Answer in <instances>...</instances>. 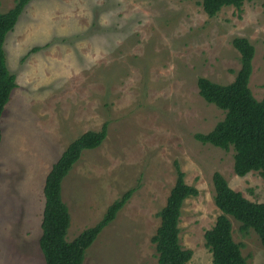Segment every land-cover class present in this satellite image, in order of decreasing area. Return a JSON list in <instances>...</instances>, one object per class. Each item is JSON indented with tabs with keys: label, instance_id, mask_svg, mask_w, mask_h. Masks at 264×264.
Returning a JSON list of instances; mask_svg holds the SVG:
<instances>
[{
	"label": "rangeland",
	"instance_id": "374dc122",
	"mask_svg": "<svg viewBox=\"0 0 264 264\" xmlns=\"http://www.w3.org/2000/svg\"><path fill=\"white\" fill-rule=\"evenodd\" d=\"M200 0H30L4 43L16 77L0 118V264H44L38 241L43 186L51 166L83 133L107 125L102 144L84 151L61 183L70 225L66 241L95 226L107 208L136 188L87 250L82 264H157L150 239L176 180L198 196L184 201L179 241L211 264L204 234L220 212L212 176L253 203H264L261 177H237L233 150L203 145L224 112L199 95L197 81L233 82L235 38L254 49L249 89L264 99V0L223 8L209 18ZM14 0H0V13ZM247 264H264L253 232L229 217Z\"/></svg>",
	"mask_w": 264,
	"mask_h": 264
},
{
	"label": "trees",
	"instance_id": "16d2710c",
	"mask_svg": "<svg viewBox=\"0 0 264 264\" xmlns=\"http://www.w3.org/2000/svg\"><path fill=\"white\" fill-rule=\"evenodd\" d=\"M30 0H14L13 7L0 13V118L17 88L16 77L10 73L6 63L4 43L14 30L19 17ZM189 1V0H181ZM249 0H200L203 12L215 17L223 8L240 10ZM239 53L240 68L227 85L215 84L199 78L197 88L200 97L224 112V119L206 134H197L195 139L203 145H211L224 151L233 150V171L237 177L256 172L264 187V99L257 101L248 85L252 73L254 49L243 38L232 41ZM107 136L104 123L99 131H88L72 141L50 168L43 186L44 207L40 224L41 236L38 245L44 264H82L87 250L99 234L116 218L118 212L129 201L136 188L126 191L106 210L102 219L93 227L81 232L73 241H66L70 215L61 197V183L82 153L98 148ZM0 131V143H1ZM176 180L165 206L158 212L159 227L151 237L157 264H187L190 250H184L179 241V221L185 200L198 196V191L185 183V175L178 165ZM213 202L220 214L211 229L205 232V246L212 256L211 264H247L242 256L240 243L232 238L229 217L240 224L239 232L246 236L253 231L264 248V203H253L240 193L233 191L219 173L212 176Z\"/></svg>",
	"mask_w": 264,
	"mask_h": 264
}]
</instances>
